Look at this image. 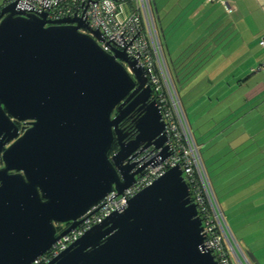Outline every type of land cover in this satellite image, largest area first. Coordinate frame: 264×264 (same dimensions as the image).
Returning a JSON list of instances; mask_svg holds the SVG:
<instances>
[{
    "label": "water",
    "instance_id": "obj_1",
    "mask_svg": "<svg viewBox=\"0 0 264 264\" xmlns=\"http://www.w3.org/2000/svg\"><path fill=\"white\" fill-rule=\"evenodd\" d=\"M15 5L0 0V111L32 122L2 154L0 264L45 253L108 193L133 183L140 168L123 163L130 154L165 140L142 67L103 51L100 32H80L78 19L49 22ZM134 109L126 140L119 122ZM203 238L177 165L48 264H218Z\"/></svg>",
    "mask_w": 264,
    "mask_h": 264
},
{
    "label": "crops",
    "instance_id": "obj_2",
    "mask_svg": "<svg viewBox=\"0 0 264 264\" xmlns=\"http://www.w3.org/2000/svg\"><path fill=\"white\" fill-rule=\"evenodd\" d=\"M153 5L165 57L226 217L207 163L211 152L250 162L244 152L252 146L245 134L264 132V73L259 69L264 49L258 43L264 37V0H153ZM258 145L254 148H264V138ZM228 147L232 150L225 152ZM255 181L250 202L263 211L264 172ZM257 222L248 223L258 235L250 245L229 227L247 258L252 253L264 264V219Z\"/></svg>",
    "mask_w": 264,
    "mask_h": 264
},
{
    "label": "built area",
    "instance_id": "obj_3",
    "mask_svg": "<svg viewBox=\"0 0 264 264\" xmlns=\"http://www.w3.org/2000/svg\"><path fill=\"white\" fill-rule=\"evenodd\" d=\"M15 8L43 16L49 22L78 19L85 24L78 29L80 32L92 37L95 30L100 32L102 41L98 44L103 51L110 54L112 49L123 51L135 66L142 67L146 84L151 88V99L164 124L165 137L161 146L153 143L144 148L139 146L124 160L123 163L134 165L130 172L140 168L129 187L119 194L115 190L108 193L80 217L81 222L75 228L30 264H48L89 228L112 212L123 210L137 192L177 165L201 220L202 246L218 264H251L229 228L212 188L201 157V145L193 135L165 57L153 0H16ZM258 43L264 49V37ZM259 69L264 73V54Z\"/></svg>",
    "mask_w": 264,
    "mask_h": 264
},
{
    "label": "rangeland",
    "instance_id": "obj_4",
    "mask_svg": "<svg viewBox=\"0 0 264 264\" xmlns=\"http://www.w3.org/2000/svg\"><path fill=\"white\" fill-rule=\"evenodd\" d=\"M163 22L165 23L166 20H163ZM245 135V138L250 142V146H252L249 147L248 151L245 150L244 152L246 157L250 159V162L240 163L238 162V158L234 161L237 155L224 158L220 157L217 153L211 152L207 167L216 191L224 202L223 208L226 211L229 225H231L234 230H238L240 235H244L246 238L245 240L248 245H250L252 239L256 236L258 237V235L254 230L255 228L250 224L248 225V223L250 222L257 225V220L264 219V216H261L264 214V210H255L256 207L260 206H258L255 201L250 202V189L255 181V176L264 172V148H254L259 146L258 143L264 138V132L256 131L251 134L246 133ZM209 149L212 150L213 147ZM231 150L232 148L228 147L225 152ZM235 175L239 177L232 178V176ZM230 189H233V191L224 194V192ZM233 207L237 209L233 210ZM64 226L63 224L61 228ZM239 247H241L240 244ZM262 253H264V247L262 248Z\"/></svg>",
    "mask_w": 264,
    "mask_h": 264
},
{
    "label": "flooded vegetation",
    "instance_id": "obj_5",
    "mask_svg": "<svg viewBox=\"0 0 264 264\" xmlns=\"http://www.w3.org/2000/svg\"><path fill=\"white\" fill-rule=\"evenodd\" d=\"M115 115V109L112 112V116ZM138 115V112L134 109L132 110L123 120L119 122V127L124 130L127 134L125 139L128 140L134 134V127L132 123V119ZM32 120L30 119H23L19 120L14 116L5 112L3 115L0 111V178L4 173L1 171V168L4 166L2 160L3 152L15 141L17 140L28 128L31 127ZM117 150L116 141L113 142L111 148ZM113 150V151H115ZM110 154L113 152L112 149L110 150ZM15 170H8L7 173L13 174Z\"/></svg>",
    "mask_w": 264,
    "mask_h": 264
},
{
    "label": "trees",
    "instance_id": "obj_6",
    "mask_svg": "<svg viewBox=\"0 0 264 264\" xmlns=\"http://www.w3.org/2000/svg\"><path fill=\"white\" fill-rule=\"evenodd\" d=\"M112 149V151L113 150H115V147L114 148H111ZM216 195V194H215ZM217 197V196H216ZM217 199H218V197H217ZM219 201V200H218ZM223 210V209H222ZM223 213H224V211H223ZM224 216H225V214H224ZM225 219H226V217H225ZM226 222H227V220H226ZM228 224V223H227ZM229 226V225H228ZM230 228V227H229ZM235 237V236H234ZM250 261V260H249Z\"/></svg>",
    "mask_w": 264,
    "mask_h": 264
}]
</instances>
